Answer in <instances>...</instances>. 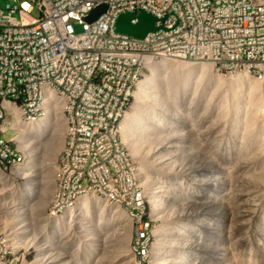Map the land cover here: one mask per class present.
<instances>
[{
  "label": "built area",
  "instance_id": "1",
  "mask_svg": "<svg viewBox=\"0 0 264 264\" xmlns=\"http://www.w3.org/2000/svg\"><path fill=\"white\" fill-rule=\"evenodd\" d=\"M101 4L106 11L87 21ZM141 9L156 17L155 31L139 39L116 30L120 13ZM74 24L83 31L76 33ZM146 56L208 61L218 73L248 71L264 80V0L0 5V172L24 161L23 150L8 135L16 113L37 120L62 100L67 131L50 212H65L91 191L120 204L132 222L131 250L139 264L151 262L157 219L120 128L146 74ZM119 166L124 174L116 173ZM6 238L0 230V264H9L13 251Z\"/></svg>",
  "mask_w": 264,
  "mask_h": 264
},
{
  "label": "rangeland",
  "instance_id": "2",
  "mask_svg": "<svg viewBox=\"0 0 264 264\" xmlns=\"http://www.w3.org/2000/svg\"><path fill=\"white\" fill-rule=\"evenodd\" d=\"M8 2L10 0H0V5L5 7ZM32 15L37 16L38 12ZM74 30L80 33L83 26L74 24ZM169 58L173 62L177 57ZM149 73L147 68L146 74ZM182 73L176 76L168 71L167 77L163 70L156 72L154 92L148 89L152 96L142 100L140 118L130 127L133 134L136 129L145 131L136 134V151L121 134L143 189L147 188L146 192L151 195L160 193L161 212L155 218L157 226L167 225L162 240L157 241L156 237L154 244L158 243L163 251L160 264H264V96L253 104V97L244 85L234 90L198 72ZM258 80L264 89V80ZM135 101L136 98L128 112L133 111ZM138 122H141L140 128ZM149 125L152 129L147 134ZM52 126L42 135L46 137L42 144L29 136L38 161H43L44 152L45 162L48 161L47 144L54 143L56 134L50 131L54 130ZM21 130L13 127V131L8 132L18 147V132L25 138ZM64 135L65 144L66 130ZM23 153L24 164L27 154L25 150ZM125 172L121 166L117 167V174ZM24 181V177H16L12 185L5 183V186L0 181L2 206L13 203L20 207ZM12 186L18 189L13 199L10 197ZM51 203L48 202L47 213ZM148 203L152 210L151 199ZM85 211L78 210L62 220V233L59 231V236H52L55 227L51 223H40L45 218L39 214L34 213L29 219L32 224L28 231L14 225L16 211L0 210V230L5 232L6 243L13 249L9 264H56L52 263L53 256L58 257V264H85L94 244L93 234L85 232L86 225L94 227L100 220V227L110 234V240L115 239L116 231L121 228L113 222L109 211L97 212L94 208ZM22 215L29 218V210L24 209ZM92 232L95 234L94 230ZM129 243L131 246V239ZM78 248L81 251L76 254ZM40 252L45 255L44 263ZM121 255L100 263L132 264Z\"/></svg>",
  "mask_w": 264,
  "mask_h": 264
},
{
  "label": "bare ground",
  "instance_id": "3",
  "mask_svg": "<svg viewBox=\"0 0 264 264\" xmlns=\"http://www.w3.org/2000/svg\"><path fill=\"white\" fill-rule=\"evenodd\" d=\"M158 57H145L144 64L147 68H149L151 73L145 74L144 78L139 82L137 90L135 91L136 103L134 105V109L133 111L128 112L126 114V117L121 123L120 133L122 134L124 141L129 143L134 151L138 149V136L136 134H139V131L143 132L144 130L141 131L140 129H136V131L134 132L136 134H133V132L130 130V127L133 122L138 121V118H140L138 116L142 110V104H140L142 100L145 98H150V96H152V93L150 94V92H148V89H152L153 91V87L156 84L155 74L158 70H163L167 72V77L168 71H171L176 76L179 74V72L181 74L182 71L187 75H191L194 72H198L197 74H202V76L204 75L205 78L216 82L218 85H230L232 86V89L234 88V90H236L238 86L244 85L246 91L253 97V104L257 103L258 100H260L264 96V89L262 87V84L258 80L260 78L256 79L254 75H252L248 71H237L234 75H230V77H225L221 73L215 71V69L213 68V64L208 61H204L207 62V64L202 63L203 61L197 63L191 61L188 62L189 60L186 61L182 60L183 58L177 57L178 59L176 58L173 62H170L168 60L172 59L169 58L170 56ZM63 112L64 110L62 100H57L54 102L53 107L49 110V112L45 116L37 120L23 119L18 115V112L16 113L13 127L22 128L21 131H23V136H25V138L22 137V132L19 133L16 138L19 141V147L26 151L27 158L24 164L22 163L21 165L13 167L11 169L12 171L10 174L0 172V181H2L4 186L7 185L5 183H10L9 185H12V181H14L16 177H24L25 181L22 183V202L20 207H17L13 203H11L10 206H2V204L0 203V210L3 212H9L11 208L14 212L16 211L17 215L15 216L16 218L14 225L19 230L25 228L28 231L31 229L32 224L31 220L29 219L33 218L34 213L39 214L42 218H45V221H40V223H51L53 225V228L55 227V231L51 234L52 236L57 235L59 231L63 228V226L61 228L62 220H64L65 218L68 219V217L73 216L78 210L79 212L82 210H86L85 212H87L91 208H94L97 212L100 211L106 213V211H109L108 214L111 218H113V222L116 223V225L120 224L121 228H119L120 230L118 229L116 233L114 232L117 235L115 239L110 240L108 237L110 234L104 233V228L102 229V227H100V220H97L100 224H95L94 227L86 225L85 232L89 235L93 234L92 240L94 244L90 249L89 255L85 259V264H102L100 263L101 260H105V262H107L109 261V258H111L112 260L114 256L121 254V256H123V260L129 258L128 260H130L129 262H131L132 264H139L135 260V256L131 250V246H129V241L132 236V222L127 211L120 204L109 201L103 198L102 196L98 195L97 193L91 191L81 196L77 200L75 207L71 206L66 209V213L64 212L65 215L60 216L51 212L47 213L48 202L53 200V196L56 190L55 179L57 177L58 170V156L64 147V132L65 130L67 131V119L64 116ZM52 121L54 122V125L52 124L53 126L51 125ZM51 126L54 130H51ZM140 127L141 122H138V128ZM49 128H51L50 131L52 132L56 131V134L54 136L55 141L54 143H51V146L50 144H47L49 145V148L47 149V151L49 152L48 161L45 162V160L47 159L45 156L46 152H44L43 155L44 162L38 161L39 159L37 157V153L33 148V144L29 142V136H34L36 142L38 144H42L44 142V139L46 138L42 137V135L46 133ZM146 129L147 134H149L150 130L152 129V126L149 125V128ZM27 137L28 139H26ZM37 169L39 171H37ZM2 189L3 188L0 189V192ZM11 189L12 191L10 197L13 199V197L17 194L18 189L13 188V186ZM147 190L148 189L145 188L144 192L150 197L149 199H151L153 216L157 217L161 212L159 204L160 193L156 195H151L146 192ZM1 197L2 196L0 193V198ZM24 209L29 210L30 212L29 218L27 219H25L24 215H22ZM113 225L116 226L115 224ZM166 226L167 225L165 223H162L156 227L155 232L157 241L162 240L161 237L163 235V232L167 230ZM92 230L95 231V234L92 232ZM88 232H90L91 234ZM157 245L153 246L150 260L151 264H160L162 260L161 255L163 251L161 250V247H158ZM80 251L81 249L78 248L76 250V254H78ZM39 256L41 257L40 260H42V263H44V261H46L45 255H41L40 252ZM102 256L103 259H101ZM53 257L55 258L52 260ZM53 257L51 258L52 263L58 264V257Z\"/></svg>",
  "mask_w": 264,
  "mask_h": 264
},
{
  "label": "water",
  "instance_id": "4",
  "mask_svg": "<svg viewBox=\"0 0 264 264\" xmlns=\"http://www.w3.org/2000/svg\"><path fill=\"white\" fill-rule=\"evenodd\" d=\"M107 9L106 4L97 6L87 17V21L97 19ZM135 20V21H134ZM156 17L141 9L140 11H127L120 13L116 20V30L135 38H144L149 32L155 31L157 26L155 24Z\"/></svg>",
  "mask_w": 264,
  "mask_h": 264
}]
</instances>
